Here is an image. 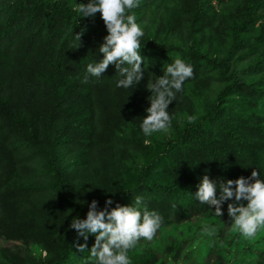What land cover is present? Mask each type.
I'll use <instances>...</instances> for the list:
<instances>
[{"label": "trees", "instance_id": "16d2710c", "mask_svg": "<svg viewBox=\"0 0 264 264\" xmlns=\"http://www.w3.org/2000/svg\"><path fill=\"white\" fill-rule=\"evenodd\" d=\"M75 8L0 0V238L23 245L1 248L0 264H85L71 221L93 200L102 209L136 196L163 217L157 233H178L160 252L142 240L133 264H207L206 224L217 229L212 264H264V230L244 239L228 224V202L218 218L190 195L205 175L264 176V0H141L133 14L145 32L144 79L127 90L116 87L114 65L82 82L108 33ZM177 58L194 75L169 105L171 130L145 137L148 82Z\"/></svg>", "mask_w": 264, "mask_h": 264}, {"label": "clouds", "instance_id": "9594fccd", "mask_svg": "<svg viewBox=\"0 0 264 264\" xmlns=\"http://www.w3.org/2000/svg\"><path fill=\"white\" fill-rule=\"evenodd\" d=\"M140 3L141 0H89L87 4L76 5L75 11L82 18H95L100 13L108 33L98 49L103 59L87 65L83 83L100 81L110 65H114L119 77L117 88H135L144 79L140 50L145 32L133 14ZM82 34L75 35L79 45ZM193 75L192 65L179 58L167 64L162 76L151 75L153 79L147 85L151 92L150 107L140 125L145 137L167 134L171 130L174 116L169 105L183 92L186 81ZM149 142L145 139V143ZM190 195L218 218L224 216L223 205L228 202V224L244 239L254 238L264 230V176L259 170H254L247 178L241 176L219 182L205 175L195 194ZM113 203L112 199H107L101 209L98 201L93 200L86 218L77 216L71 221L70 228L85 241L76 244L79 252L88 254L85 264H133L130 252L142 240L152 241L162 226L163 217L150 209L142 196H136L131 205L116 203L111 207ZM216 231L214 225L206 224L201 234L213 237ZM90 236L95 237V243L89 250Z\"/></svg>", "mask_w": 264, "mask_h": 264}, {"label": "rangeland", "instance_id": "374dc122", "mask_svg": "<svg viewBox=\"0 0 264 264\" xmlns=\"http://www.w3.org/2000/svg\"><path fill=\"white\" fill-rule=\"evenodd\" d=\"M71 2H73L74 3V6L76 7V5H79L81 3L87 4L89 2V0H71ZM95 17L101 18L100 13H97L95 15ZM146 21L147 20H145V22ZM223 44L226 47H228L230 45V39H229V35H228L227 31L224 33V36H223ZM217 88H218L217 84H214L211 87V89H210V94H214L216 92ZM203 108H204V106L202 104H201L200 107L192 106L191 109H190V111L192 113H195V115H196L197 113L202 112V109ZM185 118H189V116H184V120L186 121ZM192 222H194V221H192ZM175 231H177V233H178V230L177 229H173V230L172 229L169 230V228L164 229V230H162V231H160L159 233L156 234V236L153 239V242H149V243H155V244H157L158 245V249L157 250L160 252V250H162L163 249V246L166 244V241L168 240V238L169 237H173V235H174L173 232H175ZM215 239H217L216 234H215V236H213V237L209 238L207 241H205L206 244H204L205 245V248L210 253L209 255H211L209 257V259L207 260V264H212L213 263L212 255H214V256L216 255V253H213L214 250H215L213 248V246L216 245L214 243ZM1 248H9L11 250H15L17 248H22L23 249V245L20 242L7 241V240H5L3 238H0V249ZM203 250H205L204 247H203ZM38 253H39V251H38ZM202 256H203V259H205L203 261H206V258H205L206 255L205 254H202Z\"/></svg>", "mask_w": 264, "mask_h": 264}]
</instances>
